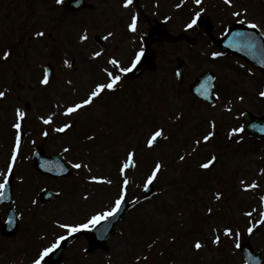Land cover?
<instances>
[{"label":"rangeland","instance_id":"rangeland-1","mask_svg":"<svg viewBox=\"0 0 264 264\" xmlns=\"http://www.w3.org/2000/svg\"><path fill=\"white\" fill-rule=\"evenodd\" d=\"M28 1L26 6H30L29 14L20 12L23 8L16 0L15 3L12 0L11 4L5 0L6 5L0 7V40L13 39V30L20 22L22 25V18L25 26L23 35L18 33L21 46L14 48L9 62L0 63V80L5 75L10 77V84L0 82V91L5 92V96L0 99V135L4 138L0 139V171H3L7 161L14 135L11 126L16 123L18 109L25 113L20 129L25 137L20 145L17 161L20 168H29L23 159L30 153L31 146L38 143L51 148L47 150L50 153L61 151L69 165L81 163L87 167L72 168L73 174L69 181L54 183L52 186L60 190L61 194L53 204L44 206L45 208H40L39 203L32 207L30 204L34 198L33 190L27 187L28 183L21 182L18 185L15 180L14 197L22 218L13 237H0V264L30 263L36 258L40 246L48 244L54 235L61 233L56 228L58 223H85L91 216L112 208L121 187L124 186V179L129 181L125 199L131 207L116 226L115 237L109 241V253L79 256L70 249L64 254L62 264H242L241 254L238 250L235 251L234 243L242 238L246 240L242 236L248 234L249 228L253 229L249 233L252 246L255 249L264 246V222L259 221L262 220L261 215L234 217L233 213L231 215L225 211H231L234 207L240 208L238 204L230 203L229 200L222 203L224 196L217 202L214 200L216 194H222L221 189L226 188L231 200L234 199L229 189L234 191L246 207L257 206V200L259 203L264 201V174L260 173V170L264 172V163L260 161L263 162L264 159V148L246 137L244 141H239L238 134L230 136L231 130L239 125L241 111L261 112L263 101L256 100V93L263 85V77L258 74L248 75L231 65L224 57L210 59V51H213V48L210 42L202 37L193 44L181 42L174 47L162 45L159 52L166 53L171 62L160 63L159 72H162L163 67L171 68L176 56H181L187 64L183 85L174 83L169 71L160 73L162 78L151 80L152 88H148V92L146 87L140 91L142 85L136 82L128 85L127 90L122 93L120 92L124 86L119 90L105 91L86 108L70 116H63L72 127L62 136H51L45 144L42 142V136L45 132L49 133L51 123L44 124L41 117L47 118L53 111L61 116L60 113L66 107L86 99L100 79V83H105L102 59L109 55L117 57V52L127 49L128 46L121 42L113 49L114 41L108 40L110 53L97 57L95 53L100 51L91 39L92 33L108 32L107 28L98 29V25H94L98 21L102 26L99 21L100 14L96 15L95 19L78 17V31L82 30L83 26H89L81 34H86L88 39L83 42L80 40V44L77 37L76 42L72 43L70 40L74 36L70 34L76 27H68L72 20L70 16L68 20L66 17V21H69L66 25L62 17L57 18L55 13L47 11L44 0ZM102 2L103 0L98 1L96 12ZM246 7L250 9L249 3ZM103 13L105 20L109 21V10L106 9ZM247 14L257 20L260 15L259 11L255 13L251 10H248ZM52 19H60L61 26L55 28ZM188 19L189 17L184 19L179 16L181 31H184L183 24ZM49 25L53 28L54 39H59L60 42L63 38L62 42L68 43L67 46L57 44L52 53L46 52L44 38L30 40L34 31L46 30ZM195 32L196 30H193L185 35L193 37ZM117 41L120 43V40ZM207 46L209 49L205 50ZM91 56L94 60L89 58ZM71 61H74L72 67L69 66ZM231 62L240 64L236 59H231ZM48 63L53 68V75L51 82L45 85L41 81L44 66ZM12 70L13 74L10 73ZM206 70L212 71L217 77L216 92L219 96L213 108L197 103L192 106L187 95L190 83ZM153 71L158 73V70ZM242 87L247 89L249 94L244 92ZM174 89L179 93L175 94L176 97L168 95L165 98L170 103L165 110L161 94H173ZM237 89L238 93L235 95ZM136 91L141 92L143 99L139 95L140 92L136 96ZM124 92L126 94L123 99ZM110 96L111 99H108ZM240 97H243V100ZM60 102L63 103L62 106ZM51 117L52 121L59 120ZM213 124L219 129L220 136L204 142L203 137L216 129ZM160 128L164 135L148 148V137ZM227 136L232 137V143L226 141ZM197 140L201 141L198 145L195 143ZM221 140L223 146H227L221 151L227 152L228 155L222 154L220 157L216 152H221ZM66 148L70 151L66 152ZM129 152L135 153V167L131 172L126 170L122 176L119 167L124 164ZM247 153L262 159H248ZM215 154L219 161L217 160L210 169L202 168L201 164ZM181 156L184 157L183 160L180 159ZM252 161H255L254 166ZM157 163L162 164V169L153 182L154 192L151 196L142 198L140 192L143 184ZM242 168H246L245 172L237 173L236 177L240 175V179L246 181L247 187L243 185L241 191L239 182L238 185L231 182L227 184L225 178L219 180L220 183L216 182L218 176ZM92 176L111 180L112 183L94 182L91 180ZM76 180L78 184L74 187ZM211 181H215L219 188ZM66 184L76 190L73 188L74 191H69L67 189L70 187H67L64 191ZM253 184L256 187H250ZM258 208L264 213L259 204ZM206 209H211L208 220ZM42 214L44 216L38 218ZM197 227L201 228L200 231ZM226 228L232 229L233 234L226 236ZM214 232H223V240L218 249L222 252H217L212 246L213 238L210 237ZM193 234L196 237L192 238ZM26 235L31 239L27 245L23 242ZM204 235L208 238L204 239ZM193 240L203 244L206 242L207 250H193ZM84 246L82 242L74 245L76 250ZM153 255L160 256L154 261Z\"/></svg>","mask_w":264,"mask_h":264},{"label":"snow or ice","instance_id":"snow-or-ice-1","mask_svg":"<svg viewBox=\"0 0 264 264\" xmlns=\"http://www.w3.org/2000/svg\"><path fill=\"white\" fill-rule=\"evenodd\" d=\"M62 0H57V3H61ZM202 2V0H195L196 4H200ZM226 3L231 4V0H225ZM133 3V0H126L125 2V7L131 5ZM234 15H239V13H234ZM200 14L197 13L196 17L193 18L191 20V22L187 25L188 28H193L196 24H197V20L199 18ZM249 26L252 28H257L258 25L255 23H249ZM130 29L132 31L136 30V18L133 17L132 23L130 24ZM45 33L44 32H37L36 36L37 37H42L44 36ZM109 35H111V33H109ZM88 36L82 35L81 36V40H87ZM105 39H107V37H105ZM10 52H5L4 53V59H8V57L10 56ZM101 53L100 52H96L95 56H100ZM143 55V52L141 51L140 53L137 54L135 61L132 65V67H135L136 63H139L141 56ZM219 53H214L213 57H217L219 56ZM67 63V62H66ZM109 63H111L112 65H115L120 72L122 73H126L131 71L130 68L127 67H121L120 62L113 58L109 61ZM108 78H109V82L107 83H99L97 84L90 92V94L87 96L86 99H83L81 102L79 103H75L70 107H67L65 110V115H72L73 113L78 112L80 109L82 108H86L87 106L91 105L93 103V101L97 98L100 97L102 93H104L106 90L108 91H114L116 89L117 84L119 83V81L121 80V77L119 75H115L112 72H108L107 73ZM43 84H48L49 80H48V75L47 73H45L43 80L41 81ZM261 98H264V91H261L259 93ZM5 96V92L0 91V99H2ZM241 100H243V97H240ZM17 117L19 118L18 121L16 123L13 124V127L17 130V135H16V142H15V146L12 150L11 153V157H10V161L7 165V168L5 171H0V177L3 178V182L0 183V197H3L6 189H7V185H8V181H9V176L13 173L16 161H17V157L19 155V151H20V129H21V123L19 122V120H22L25 117V113L21 110H17L16 112ZM42 121L44 124H50L52 123V117L49 116L47 118L41 117ZM72 125L70 123H65L62 127L56 129L59 132H65L66 130H68L69 128H71ZM213 127H215V125L213 124ZM243 131V128H234L231 130L230 136L231 135H236L240 132ZM44 135H48L47 132L44 133ZM164 135L163 130H157L155 131L151 138L148 139L147 144L148 147H152L154 145L155 142H157V138L162 137ZM213 133H208L207 135H205L203 137V141L207 142L212 138ZM93 137H89V139H92ZM201 141L197 140L195 141V143L198 145ZM65 151H70V149L66 148ZM134 156L135 153L134 152H129L128 156H127V160L124 162V164L121 166V174H124L125 171L130 167V166H135L134 163ZM181 160L184 159L183 156L180 157ZM216 161V157H212V159L209 162L203 163L201 164V167L204 169L209 168L210 166H212V164H214ZM72 167L76 168V169H80L81 167H87V165H82L81 163H74L72 164ZM162 169V164L161 163H157L155 165V167L153 168V170L151 171V174L147 176L144 187L147 189L149 186H151L153 184L154 181H156L158 173H160ZM91 180L94 182H98V183H108L111 184L112 181L111 180H106L102 177H96V176H92ZM129 181L127 179H124L123 181V187L119 193L118 198L115 200L114 203V207L110 208L107 211H104L102 213H98L96 215H93L89 220H87V222L85 223H80V224H67V223H59V227L66 229L70 234L71 233H77L80 232L81 230H89L91 228H94L97 224H100L101 221H105L108 220L110 217L115 216L121 209L122 204L124 203L125 200V196L127 193V185H128ZM250 187H256L255 184L251 185ZM221 198L220 194L217 193L216 194V199L219 200ZM85 199H87V197H85ZM209 212H211V209H209ZM248 215H251V213H248ZM264 222V221H262ZM249 233H251L253 231L252 228L248 229ZM224 234L227 235H232V229L226 228L224 229ZM64 239H66L65 236L61 235L58 237V239L56 240L55 243H53L51 246L49 247H45L39 254L38 257L33 259L32 264H43V262L45 261V258L49 256L50 253H52L56 248L59 247L60 242L63 241ZM220 241V237L217 236L215 238V240L213 241V243L215 244H219ZM203 247V245L199 242L196 241L195 243V248L197 250L201 249ZM145 259H147V257H145Z\"/></svg>","mask_w":264,"mask_h":264},{"label":"water","instance_id":"water-1","mask_svg":"<svg viewBox=\"0 0 264 264\" xmlns=\"http://www.w3.org/2000/svg\"><path fill=\"white\" fill-rule=\"evenodd\" d=\"M250 264H256V261H255V259H254V258H252V260H251Z\"/></svg>","mask_w":264,"mask_h":264}]
</instances>
